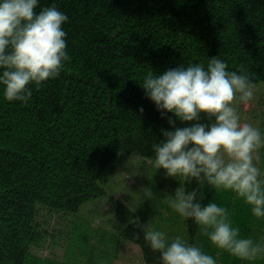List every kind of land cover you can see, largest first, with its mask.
<instances>
[{"label": "trees", "instance_id": "obj_1", "mask_svg": "<svg viewBox=\"0 0 264 264\" xmlns=\"http://www.w3.org/2000/svg\"><path fill=\"white\" fill-rule=\"evenodd\" d=\"M55 3L69 17L63 27L70 59L58 76L33 89L27 103L0 96V264H112L124 242L139 247L144 263L155 264L158 253L139 226L145 223L199 243L218 264H264V258L244 261L213 246L191 218L172 208L174 218L163 216L169 208L165 196L180 181L145 165L160 128L171 126L138 82L149 68L160 73L218 55L230 69L246 67L253 84L264 83V0ZM209 119L201 113V122ZM186 123L192 121L176 120L175 126ZM261 148L257 163L264 171ZM125 160L151 170L142 175L143 186L124 190L116 178L109 180ZM119 167L118 173L131 168ZM199 190L201 203L226 205L242 235L264 237V218L254 217L234 192L208 184ZM103 199L105 213L97 205ZM91 203L97 209L84 214ZM99 211L109 220L96 222ZM54 213L53 221H64L55 230L65 255L56 258L34 251L55 235L49 229Z\"/></svg>", "mask_w": 264, "mask_h": 264}, {"label": "clouds", "instance_id": "obj_2", "mask_svg": "<svg viewBox=\"0 0 264 264\" xmlns=\"http://www.w3.org/2000/svg\"><path fill=\"white\" fill-rule=\"evenodd\" d=\"M68 19L55 0L45 5L41 0H0V96L27 103L34 88L60 74L70 59L63 27ZM138 82L171 126L160 128L162 136L150 144L149 160L154 170L163 168L165 176L180 181L165 196L169 207L181 218H191L213 246L244 261L264 258V237L242 235L226 205L214 199L201 203L199 190L204 184L230 190L254 217L264 218V171L257 163L264 132L242 121L238 110L254 97L247 68L230 69L214 55L206 63L179 64L160 73L149 68ZM138 110L143 112V106ZM201 113L209 122H201ZM176 120L192 123L175 126ZM193 180L196 185L187 188L185 182ZM153 195L147 190V197ZM139 226L144 241L158 253L155 264H218L195 241L146 223Z\"/></svg>", "mask_w": 264, "mask_h": 264}, {"label": "rangeland", "instance_id": "obj_3", "mask_svg": "<svg viewBox=\"0 0 264 264\" xmlns=\"http://www.w3.org/2000/svg\"><path fill=\"white\" fill-rule=\"evenodd\" d=\"M254 87V97L252 99L251 102L244 104V105H239L238 106V110L241 116V120L242 121H247L249 123H252L254 126H257L261 129L262 132H264V83L260 82V83H255L253 84ZM262 149V148H261ZM260 149L258 150V155L260 157L259 154ZM128 163L130 164L131 168L126 171L124 169H120L121 173L116 172L115 170H118L120 167L119 166H123V165H128ZM149 160L146 161V165L145 166H149ZM144 166H142L140 163L139 165L136 164L135 162H126L123 161L122 163H117V165L114 166V168L112 169V172H114V177L112 179V176L110 175L109 180H114L116 178L117 183L120 182V185H124L121 188H123L124 190L129 188L131 185H135V186H143V174H148L151 172L150 169L143 168ZM115 181V183H116ZM170 185V183H169ZM117 196L118 195H122V190L118 189L117 192ZM106 202V203H105ZM97 205L100 207V210H103L104 213L105 211L108 210L109 205L107 204V201H105V199L103 200H99L97 201ZM97 205H95V203H91L90 205H86V207L84 208L85 210L83 212H85L84 214H86V212L88 211H93L97 209ZM96 208V209H95ZM91 212H89V214H91ZM163 216H168L170 218H174L173 214L170 212V207L169 208H164L162 210ZM170 214V216H169ZM54 216H56V214L54 213V215L52 216V220L50 222L49 225V229L51 230V233L55 232L54 236H47L46 239L44 240V246L41 249H34L35 252L41 254V255H47L50 257H57V256H61V255H65V251L63 250L64 246H60V243L57 242L56 238H57V233L56 230L58 226H62L64 221H56L54 219ZM99 217L96 222L98 221H102L103 219L109 220V216L101 213L99 211ZM103 219H102V218ZM86 221L91 219V217L89 215L85 216ZM59 228V227H58ZM121 256L117 257L115 259V261L112 262V264H146L144 263V261H142V258L140 257V250L139 247H137L135 244H131L128 242H124L121 244Z\"/></svg>", "mask_w": 264, "mask_h": 264}]
</instances>
